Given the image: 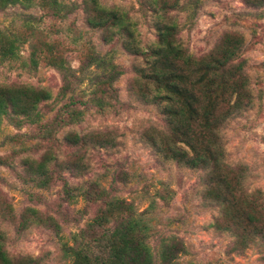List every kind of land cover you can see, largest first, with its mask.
I'll use <instances>...</instances> for the list:
<instances>
[{"label":"trees","instance_id":"1","mask_svg":"<svg viewBox=\"0 0 264 264\" xmlns=\"http://www.w3.org/2000/svg\"><path fill=\"white\" fill-rule=\"evenodd\" d=\"M139 1L143 10L147 8L159 17L156 39L145 49L135 39L128 13L106 7L100 0H0V9L37 5L42 10L38 17L24 15L30 51L23 64L36 68L45 61L52 65L62 76L59 99L69 93L60 114L44 120L42 106L51 98L49 90L27 84L0 85V122L5 118L15 127L36 124L40 141L47 143L39 158L22 160L19 178L45 190L59 185L60 197L67 204L73 205L80 198L85 206H96L84 226L71 234L70 242L62 243L70 264H181L178 258L186 252L184 241L168 235L150 245L152 226L147 210H138L132 201L117 194L118 183H127L129 172L114 169L107 185L98 178L80 181L91 171L88 154L100 148L112 149L117 145L114 137L109 132L75 130H69L61 140L56 135L60 128L78 123L84 109L103 110L121 104L115 82L123 69L111 52L100 53L90 39H81L77 32L74 41L80 42L76 47L79 67L74 69L67 59L68 48L55 36L63 29L55 22L64 23L70 13L80 9L86 26L100 32L103 42H119L123 50L141 60L133 65L135 76L129 90L139 101L158 106L163 116L162 126L150 125L143 130L142 142L165 160L204 172L203 200L219 207L216 224L237 239L236 245H264V213L254 196L258 192L244 190L247 166L227 162L222 135L228 120L253 103L250 77L244 60L239 59L242 36L227 33L209 52L196 56L179 37L175 14L183 8L179 0ZM259 3L264 4V0ZM43 19L53 21L51 35L39 28ZM5 36L0 31V58H20L18 50L28 38L17 34L3 40ZM84 80L89 90L77 92ZM61 147L70 153L62 154ZM0 164L14 167L6 157L0 156ZM68 175L77 182H70ZM85 206L77 210V222L87 215ZM61 209L64 213L55 210V214H47L29 205L17 211L0 193V217L13 223L17 231L44 224L59 235L61 222L74 221L71 211ZM4 242L5 234L0 230V264H39L37 257L9 255Z\"/></svg>","mask_w":264,"mask_h":264},{"label":"rangeland","instance_id":"2","mask_svg":"<svg viewBox=\"0 0 264 264\" xmlns=\"http://www.w3.org/2000/svg\"><path fill=\"white\" fill-rule=\"evenodd\" d=\"M100 1L106 7L115 6L128 13L135 39L142 48L154 43L155 24L159 17L147 8L143 10L139 0ZM259 1L179 0L183 8L175 14L180 40L196 56L209 52L227 33H238L243 38L239 59L244 60L250 77L253 103L248 110L228 120L222 135L225 159L230 165L247 166L244 190L258 192L254 196L258 197L257 202L261 203L264 213V4ZM42 13L37 5L28 9L21 5H8L0 9V31L6 35L3 40L17 34L28 38L23 27L24 15L38 17ZM84 20L83 12L76 9L64 23L55 22L63 28L55 36L68 48L70 66L74 69L79 67L76 47L80 42L74 41L78 32L81 39H90L100 53L110 51L114 60L122 65L123 74L115 82L120 105L103 110L84 109L78 123L62 127L56 133L60 140L69 130L109 132L114 137L117 145L112 149L100 148L88 154L91 171L80 181L98 178L107 185L114 169L129 172V181L118 183L117 194L132 201L138 210H147L152 226L148 239L150 245L157 244L161 236L168 235L178 236L184 241L186 252L178 258L181 264H264V245L257 242L240 248L232 234L218 228L219 207L205 203L202 197L204 172L165 160L142 142L143 130L150 125L162 126L163 116L158 106L139 101L129 90L135 76L133 65L141 60L123 50L119 42H103L100 32L86 26ZM52 22L43 19L39 28L51 35ZM29 41V38L23 41L18 50L20 58H0V85L27 84L46 88L51 98L42 106L43 119H52L55 113L62 111L69 93L59 99L62 76L52 65L45 61H40L36 68L23 64L30 51ZM80 89L89 90L87 80L76 91ZM46 145L39 139L36 124L15 127L2 119L0 156L8 158L14 167L0 164V193L7 196L17 211L32 205L47 214H55V210L64 213L62 206L68 213L71 211L74 221L61 222L63 229L57 235L44 224H32L23 231H17L13 223L0 217V230L5 234V248L11 256L37 257L39 264H70L71 259L64 255L62 243L69 241L71 234L84 226L96 206L92 203L85 206V201L80 198L73 205L67 204L60 197L59 185L45 190L19 178L22 160L39 158ZM70 151L61 147L62 154ZM67 177L70 182H77L74 177ZM84 206L88 213L77 222L76 212ZM222 222L220 220V224Z\"/></svg>","mask_w":264,"mask_h":264}]
</instances>
